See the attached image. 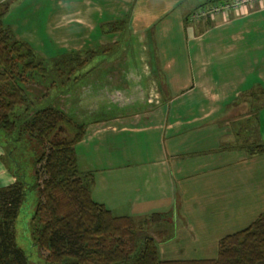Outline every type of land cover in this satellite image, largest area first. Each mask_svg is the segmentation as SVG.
Listing matches in <instances>:
<instances>
[{
  "label": "crops",
  "instance_id": "crops-1",
  "mask_svg": "<svg viewBox=\"0 0 264 264\" xmlns=\"http://www.w3.org/2000/svg\"><path fill=\"white\" fill-rule=\"evenodd\" d=\"M210 4L57 0L46 17L47 27L69 32L70 51L136 36L135 54L142 51L145 60L133 54L132 61H112L113 54L103 84L124 86V69L134 62L149 108L88 122L74 150L79 170L92 172V200L113 215L169 212L146 227L164 260L214 258L218 239L264 199V152L246 151L264 144V0L189 20ZM63 15L69 26L60 30ZM118 20L125 33L92 34L98 22ZM48 36L60 43L59 34ZM48 36L38 42L49 43ZM11 179L0 161V186Z\"/></svg>",
  "mask_w": 264,
  "mask_h": 264
},
{
  "label": "trees",
  "instance_id": "trees-1",
  "mask_svg": "<svg viewBox=\"0 0 264 264\" xmlns=\"http://www.w3.org/2000/svg\"><path fill=\"white\" fill-rule=\"evenodd\" d=\"M208 1L212 4L223 0ZM6 5L7 2L0 3V147L11 160L15 180L0 187V264H30L15 244L13 234L19 206L29 191L35 193L28 221L30 239L46 251L47 264H264V209L242 229L219 238L214 258L164 260L159 258L157 242L146 227L169 217V212H153L135 219L113 215L92 200V172L78 169L74 150L86 123L58 107H33L17 76L35 73L40 61L29 45L2 23ZM125 23L115 21L110 30L125 28ZM86 53L65 54L54 65H69L64 67L67 78L71 67L83 64ZM39 69L44 73L46 68ZM128 82L133 85L134 77L130 76ZM110 98L113 102L118 99L114 95ZM24 136L32 144L31 181L25 180L22 162L10 154L11 149L21 145ZM246 151L263 153L264 144H252Z\"/></svg>",
  "mask_w": 264,
  "mask_h": 264
},
{
  "label": "rangeland",
  "instance_id": "rangeland-1",
  "mask_svg": "<svg viewBox=\"0 0 264 264\" xmlns=\"http://www.w3.org/2000/svg\"><path fill=\"white\" fill-rule=\"evenodd\" d=\"M38 1L42 6L41 8L38 7V11L40 10L39 12H36L35 10V0H2L0 2H7V9L4 15L7 11L9 14L7 17L3 15L4 20L2 17V23L13 30V33L16 31V35L14 34L15 37L26 42L31 48L37 61H40V66L46 68L44 73H42L39 66L37 71L35 70V73H32L30 76H26L24 73H18L14 70L15 73H18V83L23 86L35 109L43 106L58 107L67 115L87 124L90 121L110 119V116L105 117L106 113L111 115L112 112L116 113L118 111L122 114L125 111V113L129 115L136 112L135 110H137L140 106H142L141 109L144 110L149 108L148 104L145 103L144 85L140 84L138 78L139 75L132 67L134 66V62L131 63L132 66L129 65L124 69V79L128 81L130 76L134 77L135 83L133 85L130 84V86L129 82L128 84H124V86L116 83L109 85L103 84V78L106 77L105 74L107 73L105 62L109 57L113 54H117V56H114L115 59L111 58L112 61H127L131 60L135 51L138 50V45L135 43V35L132 33L128 34L126 42L121 40L120 34L119 39L115 44L106 43L104 47L102 45H93L92 47H84L78 49L77 51H70V49L67 48L69 47V43L67 42L69 39L67 33L69 32L66 30L57 32L55 29H52L50 25L47 27V12L56 8L55 3L57 0ZM25 12H27V14H25ZM66 19V15L60 17V23L58 24V28L60 30L69 26L65 21ZM112 22H98L96 25L97 28L92 32V34L98 37L100 33H125V28H115L114 30H110L112 29L110 26ZM7 24L12 26H8ZM115 26L117 27V25ZM49 32L51 34H53V32L54 34H59L60 36L57 38L60 39V43L54 42L55 44H52V40L48 36L50 35ZM19 34H24L26 37L19 38L17 37L20 36ZM44 34L48 36L49 43L44 42L43 44L38 42V39L43 41L41 35ZM146 47L150 49V46ZM153 50L154 48L151 45V51ZM82 52H87L85 54V61L82 65L75 66L73 68L71 67V72L69 73L67 79L64 73L66 68L64 67H69V65H65L64 62H58V65H54L55 62L61 58L63 59L65 54H80ZM140 53L141 54H135L138 56L139 62L145 60L143 52L140 51ZM112 73L116 75L115 72ZM105 81L106 80H104V83ZM119 91L121 93H117ZM123 93H125V95H123ZM113 95L114 98L118 97V99H116L117 101L113 102V98H110V96L113 97ZM123 99H125V101H123ZM107 109L110 110L107 111ZM133 109L135 110L133 111ZM124 137L125 139L128 138L126 133L124 134ZM2 139L3 135L0 131V140ZM141 148L144 149L142 146ZM10 154L14 156L16 161L22 162L21 166L26 177L25 180L31 181L32 179H29V176L32 168L29 155H32L33 153L30 141H28V139L24 136L21 145L11 149ZM4 157L5 151L2 149L0 161L3 165L5 164V166L9 163V167L6 166V168L11 174L12 183L15 180V176L12 175L11 169L13 167L10 165L11 160L6 157L4 159ZM9 184L1 185L0 187L7 186ZM34 201L35 193H33V191L27 192L25 199L19 206L17 216L13 223L14 242L27 256L30 264H47L45 259L46 251L37 248L32 244L30 239L28 221L33 211ZM263 209L264 199H258V202L253 203L250 210L246 212L244 221L237 223V228H231L227 231L230 232L243 228Z\"/></svg>",
  "mask_w": 264,
  "mask_h": 264
},
{
  "label": "built area",
  "instance_id": "built-area-1",
  "mask_svg": "<svg viewBox=\"0 0 264 264\" xmlns=\"http://www.w3.org/2000/svg\"><path fill=\"white\" fill-rule=\"evenodd\" d=\"M253 1L255 0H223L219 2H214L208 7L195 9L189 15V19H198L205 15H211L217 11L236 10L238 8L249 6Z\"/></svg>",
  "mask_w": 264,
  "mask_h": 264
}]
</instances>
